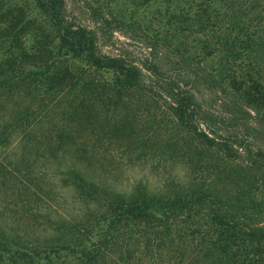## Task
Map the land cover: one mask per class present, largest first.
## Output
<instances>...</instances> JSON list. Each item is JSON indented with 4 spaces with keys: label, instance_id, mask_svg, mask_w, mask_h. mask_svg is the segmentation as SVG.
<instances>
[{
    "label": "trees",
    "instance_id": "16d2710c",
    "mask_svg": "<svg viewBox=\"0 0 264 264\" xmlns=\"http://www.w3.org/2000/svg\"><path fill=\"white\" fill-rule=\"evenodd\" d=\"M116 1L86 25L65 0H0V264H264V0ZM114 31L143 56L102 50ZM122 159L159 183L89 172ZM39 160L71 212L32 206Z\"/></svg>",
    "mask_w": 264,
    "mask_h": 264
},
{
    "label": "rangeland",
    "instance_id": "374dc122",
    "mask_svg": "<svg viewBox=\"0 0 264 264\" xmlns=\"http://www.w3.org/2000/svg\"><path fill=\"white\" fill-rule=\"evenodd\" d=\"M111 3H114V0H110ZM66 3V14L72 17L77 22H83L86 25H90L89 21V6L96 7L100 4V0H65ZM105 3V2H104ZM121 8L125 7L128 2H122V0H117L115 2ZM159 5L158 1L150 2L146 6H142L137 8L136 16L141 18L142 16L148 17L154 12L156 6ZM112 45L109 47H102V50L108 51L112 50L118 52L121 50L125 52L126 55L134 58H140L144 54V47H142L138 42L126 38L120 32L114 31L111 35ZM199 91L205 95V99L207 102L211 101V94L207 93L201 87H198ZM215 105V104H214ZM216 106V105H215ZM216 110L219 109V112L225 114L222 109L214 108ZM246 120V119H245ZM250 119H248V122ZM251 122V121H250ZM252 142L255 146L261 147L264 149V137L261 135H254V139ZM1 152V151H0ZM16 157L19 156L20 151L18 149L8 150L6 154V161L13 162ZM101 163V162H100ZM120 165L115 166L113 162H104L101 163L102 167H97V173L94 174L89 170L90 174L97 179H102L105 181V184H108L113 187L120 188L122 190H127L129 186L137 180L147 181L146 183L149 187H154L159 183V177L162 175L163 169L158 168L152 169L149 166L142 167V164L139 166L132 165L134 163H126L125 159H122ZM34 166V167H33ZM32 167L35 169V173L42 168L41 179L38 180L37 185L38 189H34L37 194L38 199H32V206L38 204L41 207L42 211H49L50 216L55 218L60 213H68L73 210L75 204L72 201L73 198V190L69 185H63L62 175H59L61 169H55L54 165H50L47 162L39 160ZM142 167V168H141ZM33 171V169H32ZM167 171V172H166ZM164 172L171 174L180 173L181 170L177 167H168ZM0 204L6 208L5 203L0 201Z\"/></svg>",
    "mask_w": 264,
    "mask_h": 264
}]
</instances>
